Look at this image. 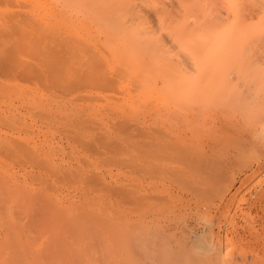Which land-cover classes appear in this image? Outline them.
<instances>
[{
    "label": "rangeland",
    "instance_id": "obj_1",
    "mask_svg": "<svg viewBox=\"0 0 264 264\" xmlns=\"http://www.w3.org/2000/svg\"><path fill=\"white\" fill-rule=\"evenodd\" d=\"M6 1L4 2L7 4L3 2L4 5L0 2V6L3 5L0 7V34H3L0 36V185H3L0 190L3 191L6 189L4 187L14 184L12 189L16 187L20 189L18 191L26 192L29 197L30 194L34 197L40 195L43 201L39 197L38 199L43 202L42 204L44 201H47V204L53 202V205L49 206L50 209L55 207V210L63 211L68 219L65 217L66 219H62V222H69V224L73 222V226H80L77 227L82 231L79 235L78 230L76 229L77 233L75 231V226H71L72 228L67 232L60 233L62 240L65 238V241H68L64 249L70 246L71 250L69 247L68 250L72 254L73 250L76 252L75 256L71 253V256L67 255L70 256V264L79 263L76 258L80 257L84 261L82 263L79 260L81 264L85 262L88 264H264V154H262L264 153L262 152L264 151V144H262L264 139L260 138V142L257 140L261 144L254 143L252 150L242 154L243 158L240 155L237 160L230 161V167L228 164L225 166L226 170L224 168L225 172L223 171L222 174L224 180L221 179L217 187L202 189L203 184L199 182L200 177L209 170L212 157H216L215 153L222 151L221 153L231 154L227 138H229L228 134L233 131L226 129L225 122H242L243 117L246 116V120L249 119L250 123L251 120L255 122L264 119L262 116L264 113V55L262 54L264 53H261L264 51L262 48L264 40L254 37V40L241 41L242 43L237 41L239 45L234 42L243 49L236 44L233 45V42L230 43L232 49L229 48L228 43L226 46L223 45L224 43H218L217 46L222 44L223 48H220L225 52L228 50L227 54L214 52L216 55L213 53L211 55L215 56H213L214 59L216 56L220 57L219 59L222 57V64L225 63L223 67L227 66L224 68L225 71L221 70V61L218 58L215 63L209 64L214 60L206 57V66L213 64L211 68L206 67V70L210 68L206 81L204 79L194 80L196 73L193 74L194 70L191 72L189 65L196 62L195 60L202 55L195 57L196 59L189 57L186 59L187 55L184 53L190 56L191 47L202 45V43L194 42L188 36L183 38H186L187 42L190 39L192 44L191 42L190 44L184 43L183 38L180 37L182 41H179L178 36L173 34L172 40L169 39L172 36L168 39L172 42L174 39V43L178 42L179 45L176 46L179 47L174 49L172 46L175 44L166 43L168 40L164 42L163 40L167 37H163L160 31L166 29L163 35L171 33L170 28L167 27V25L171 26L169 22L159 23L152 20L146 25L144 19H139V25L138 19L137 21H125V19L121 21L120 19L123 24L132 22L131 25L128 24L129 27L134 25L137 29L125 28H129L132 33L136 29L135 37L140 35L138 37L140 38L143 35L145 38L141 37L143 39L140 41H146L152 35L153 39L150 37L151 40L146 41L147 44L139 42L138 45L136 43L134 45L131 41L138 42L135 40L138 38L134 37L135 33L132 34L121 28L123 24L119 27V18L118 21L117 18L115 20L119 29L129 32L130 36L133 35L135 39L127 38L129 42H126L123 37V40L120 34L122 31L118 30L117 26L115 28L120 32H115L116 29L111 31L116 24L112 25L111 17L110 19L108 16L102 18L104 15L89 8L82 9L83 11L75 10V8L69 10L62 4L56 3V0ZM22 1L25 7L29 6L24 8ZM14 4L16 6L13 7ZM38 9L41 10V16ZM25 10L29 13H25ZM84 11H87L88 15H83V18L81 14ZM20 15H24L25 20L29 15L27 20L29 19L30 23L27 22L29 24L27 27L25 22L21 21L24 19ZM57 15L63 16L60 18ZM91 15L90 20H92L90 21ZM78 16L81 18H77ZM153 21L156 26L150 25ZM13 22L16 25H13ZM96 22L99 23L96 25ZM99 24L105 26H102L105 28L102 29L103 33H101L102 27L98 26ZM157 25L159 28H156ZM149 26L155 27L156 30L159 29L157 32L154 30L157 34L160 31L159 37L152 29L145 32L147 27L150 29ZM174 28L172 27V30ZM107 29L111 32L109 30L107 32ZM141 30L147 35L140 33ZM19 31L23 36L26 34L28 37L25 35L21 38ZM23 32L26 33L23 34ZM104 32L110 34L105 35ZM8 33L9 35L14 33V35L9 36ZM112 35L115 36L111 37ZM126 36L128 37L129 34ZM62 37L67 39L64 40ZM158 38L176 51L169 52L168 49L171 48L160 44ZM56 39L66 45L69 40L71 43L73 41V46L71 50L63 44V48L68 51L64 56L66 59L61 61L55 57L56 60L61 61L55 65L52 59L55 55L47 57V54L59 50L57 55L63 56L60 51L62 44L59 46ZM79 39L80 42L77 44L81 45L82 41L85 45L87 42V56H89L88 51L94 49L95 51L90 55L101 56L99 52L101 51L103 57L97 55H94L96 56L94 58L92 56L93 59H89L90 56L82 57L86 55L84 53L86 50L83 51L86 46L79 48L78 45L77 47L75 41ZM30 40H33L32 43ZM154 40H158L157 46ZM34 41L37 42L36 45H33ZM117 41L123 42L124 48L121 49L122 44L120 43L119 46ZM149 41H153L155 48L160 47L167 52L164 53L160 49L158 53L156 52L158 58L155 52L151 53L155 49ZM124 42L134 48L136 45L137 47L145 45L148 49H143L145 53L142 51L141 56L139 52L145 46L142 48L139 46L141 49L137 53L140 57H137L134 48L131 49ZM71 43L68 48L71 47ZM244 43L248 44L244 45ZM55 44H58L57 48L54 47ZM90 44H94L91 46L92 49L89 48ZM105 44L109 45L110 49ZM100 45L102 48L104 46L103 50H100L102 49ZM125 45L131 50L127 49L128 47L125 48ZM162 45H165V48ZM259 45L262 47L260 48ZM81 47L84 49L81 50ZM179 49L183 51L185 49L184 52L182 50L180 52L186 55L185 60H190L189 65L182 61L184 60L183 54L179 52L180 59L183 58L181 60L179 55L177 56ZM239 49L248 52L250 56ZM260 49L262 50L259 51ZM133 50L135 55L131 54L134 53ZM80 51L83 52L80 53ZM115 51L117 53L119 51L120 56ZM127 51L129 54L126 53ZM146 51L151 53H149L151 60L150 57H146L148 56ZM258 52L261 53L260 56L257 55ZM33 53L34 56L37 55V59L30 58ZM109 53L112 61L107 55ZM159 53L167 57L171 55V58L176 55L175 57L179 59L176 62L182 61V63L179 62L180 66H178L177 63L167 60L165 56L160 58ZM240 54L241 56L245 54L244 57L248 56L246 63H244L245 60L242 61L244 57ZM74 55H79L80 58ZM125 55H129L127 57L129 59L126 58L129 60V67L134 62V68L127 67L128 61L125 65H121L120 61H125ZM69 56L72 57L68 58L67 62ZM121 57L124 58L123 61ZM142 57L148 59L149 62ZM42 58H45L44 63L38 60ZM104 58L105 61H103ZM139 58L140 60L137 61ZM230 58L232 61L226 62ZM47 59L52 61H48L50 68L46 66ZM86 59H89L90 66L87 65ZM94 59H99L102 65L103 62L107 63V67L103 65L106 68L98 69L97 67V72L94 69L91 71ZM160 59L176 64L180 67L181 73L176 71L178 68L174 69L175 72L167 67L171 70L167 69L162 71L164 74H160L159 69L158 71L156 68L152 70L155 65H146L153 60L156 64L158 63L157 65L165 66L164 60L159 61ZM142 60L146 64L140 62ZM25 61L28 62L25 63ZM95 61V64H98V61ZM216 62L219 63L218 67ZM2 63L9 65L5 66ZM19 63L20 66H18ZM142 63L145 65L143 66ZM166 63L168 66V62ZM99 64L97 66H100ZM3 65L6 68H3ZM23 65L28 67L24 72ZM52 65L59 69L55 70ZM157 65L155 67L159 68ZM183 66L184 68L187 66L190 72H186L189 71L188 68L182 69ZM219 70L222 72L220 73ZM214 72L218 73L217 77L214 76ZM25 73L28 74L24 75ZM186 73L193 77H189ZM182 75H185L184 78ZM210 75L212 76L209 77ZM21 76L27 77L22 78ZM96 78L97 80H94ZM185 80L186 82L189 80L190 83L181 86V82ZM203 80L206 86L201 85ZM193 84L198 85L194 88ZM218 90L217 95L209 96L213 94L212 91ZM261 99L262 102H259ZM250 123L243 122L244 126L247 124V128ZM150 143H152L151 146ZM233 162H236L235 166ZM241 163L242 166L245 163L243 167L239 165ZM231 165L232 169H230ZM191 190H195L191 195L184 193L191 192ZM40 192L46 197H41ZM13 194L15 193L12 191L9 195ZM19 195L20 192L13 196L25 202L24 197L26 196L22 194L19 197ZM34 197L35 200L36 197ZM31 213L30 215L33 214ZM25 219L29 218L23 217V220ZM47 225L52 227L50 224ZM28 226L25 225L27 230L24 232H29L33 237L36 236V238L29 237L33 238L32 240L36 239L35 244L49 240L47 236L42 237L41 234L31 232L32 227L30 226L29 229ZM66 254H69L68 251Z\"/></svg>",
    "mask_w": 264,
    "mask_h": 264
},
{
    "label": "bare ground",
    "instance_id": "obj_2",
    "mask_svg": "<svg viewBox=\"0 0 264 264\" xmlns=\"http://www.w3.org/2000/svg\"><path fill=\"white\" fill-rule=\"evenodd\" d=\"M4 1H6V0H3V1H1L0 0V2H2V4L4 5ZM16 1V0H15ZM35 2H37V0H34ZM48 1V0H47ZM4 2V3H3ZM7 3H8V1H6ZM27 2V1H26ZM7 3H5V4H7ZM19 3H20V1H19ZM21 3H23V1L21 2ZM56 3H60V4H62V6L64 7V8H67V9H69L70 10V8H75V10H82V9H86V8H89V9H91V10H94V11H96V12H99V13H101L102 14V18H105V16H108V18L110 19V17H111V20H113V23H112V21L110 22V23H112V25H114L117 21H118V18H119V22H118V24H119V27H121L122 26V24H123V22H121L122 20L124 21V19H125V21H130V20H135V21H137V19H138V21L137 22H139L140 20L139 19H144L143 21H145L144 22V24H146L147 25V23H150L152 20H155L156 22H159V23H168L169 22V25H171V26H168L167 24V27L168 28H170V32L171 33H169L168 31H166V32H168V34H169V36H167L168 34L166 33H164V35H163V32L166 30H160V31H162L161 33H162V36L163 37H167V39H165V38H163V39H165V40H163L164 42L166 41V40H168V41H166V43L168 42V44H170V42H171V45L173 44H175V46H172V47H174V49H176L175 47H177L176 45H179L178 44V42H176V43H174V39H173V42L172 41H170L169 39H171L172 40V38H173V34H175L176 36H178V38H179V41H182V40H184V43L186 42V43H189V42H191V44H192V41H194V42H200V43H202V45H200V44H198V45H193L192 47H191V51H190V56H188V54L187 53H184V54H186L187 55V58L185 57L186 55H184L183 54V52L185 51V49H184V51L182 50V49H179V51L177 50V52L179 53L181 50L183 51V52H180L181 53V55L183 54L184 55V60H182V61H185V62H187V64L189 65V63H190V60H185V58L186 59H189V58H191V59H194L195 57L197 58L199 55H202V56H200L199 58H198V60H195L196 62H192L193 64L191 65L192 66V68H191V66L189 65V68H190V70H191V72L193 71V74H195V77H194V80L195 79H198V80H201V79H207L206 77H207V73H209V69L212 67V65H208V67L210 66V68L208 69V70H206V60H207V58L206 57H209V58H211V59H213L214 61H212V62H208L209 64H211V63H215V60L218 58H220V57H217L216 56V58L214 59L213 58V56L214 55H216V54H214V52L215 53H217V52H222V53H226L227 54V52H228V50H226V52H225V50L224 49H222L223 47H222V44L221 45H219V46H217V44L218 43H224L223 45L224 46H226V43H228L229 44V48H233V47H231V45L233 44H238V42L237 41H240V43H242L243 41H245V40H249V39H253L254 40V37H256V38H258L259 40H264V0H56ZM17 4V3H16ZM52 4V3H51ZM0 5H1V3H0ZM2 5V6H3ZM2 6H0V7H2ZM14 6H16L15 4L13 5V7ZM18 6H19V4L17 5V8H18ZM21 6V5H20ZM29 5H27V7H28ZM46 6V5H45ZM23 7L24 8H27V7H25L24 6V3H23ZM31 7V6H30ZM29 7V8H30ZM53 7V6H52ZM32 9L34 8L33 6L31 7ZM30 8V9H31ZM15 9V8H14ZM21 9H23V8H21ZM34 9H36V8H34ZM42 10H44V9H42ZM56 10V9H55ZM58 10V9H57ZM68 10V11H69ZM33 11V10H32ZM38 11H39V9H38ZM41 11V10H40ZM40 11H39V15L41 16V14H40ZM47 11V10H46ZM83 11V10H82ZM5 12V11H4ZM8 12H10V11H8ZM16 12V11H15ZM25 13L26 12H28V11H24ZM35 12H36V10H35ZM70 12V11H69ZM17 13H18V11H17ZM16 13V14H17ZM29 13V12H28ZM32 13V12H31ZM24 14V13H23ZM46 14V13H45ZM81 14V13H80ZM88 15L87 14V11L85 12L84 11V13L83 14H81V17H83L84 18V16L83 15ZM91 13H89V15H90ZM19 15V14H18ZM17 15V16H18ZM13 16V15H12ZM15 14H14V18H15ZM21 16V15H20ZM23 16L24 15H22L21 16V18L22 19H24V21L23 20H21L22 22H25V25H26V27H27V25H29V24H27V22L28 23H30L28 20H27V17L29 18V15L28 16H26V20H25V18H23ZM38 16V15H37ZM53 16H56V15H53ZM58 16V15H57ZM63 16V15H62ZM62 16H58V17H62ZM69 16V15H68ZM71 16V15H70ZM69 16V17H70ZM2 17V16H1ZM6 17H8V16H6ZM80 16H78L77 18H79ZM80 17V18H81ZM86 17V16H85ZM89 17V16H88ZM88 17H87V19H88ZM92 17V15L89 17V20H90V18ZM8 18H10V16L8 17ZM12 18V17H11ZM39 18V17H38ZM53 18V17H52ZM66 18V17H65ZM93 18L94 19H96L94 16H93ZM107 18V17H106ZM113 18V19H112ZM116 18H117V21L115 22V20H116ZM56 19V18H55ZM120 19H121V21H120ZM19 20V19H18ZM19 20V21H20ZM72 20V19H71ZM92 20V19H91ZM90 20V21H91ZM106 20H108V19H106ZM1 21V20H0ZM11 21V20H10ZM9 21V22H10ZM13 21V20H12ZM77 21V20H76ZM89 21V22H90ZM94 21H96V20H94ZM97 21H98V19H97ZM17 22V21H16ZM21 22V23H22ZM31 22H32V20H31ZM81 22H82V20H81ZM93 22V21H92ZM141 22H142V20H141ZM2 23V22H1ZM8 23V22H7ZM14 23V22H13ZM12 23V24H13ZM85 23V22H84ZM83 23V24H84ZM99 23V22H98ZM97 22L95 23L96 25L98 24ZM101 24H102V21L100 22ZM132 23V22H131ZM131 23L130 22H128V24L129 25H131ZM3 24V23H2ZM12 24H11V26H12ZM91 24V23H90ZM101 24H99L98 26H100V27H102V26H104V25H102L101 26ZM117 23L114 25V27L111 29V31H115L114 29H118V30H121V28H123V29H126V31L128 30L129 31V28H132V29H134V28H136V27H134V25L132 26V27H129V25L127 24V22L126 23H124V24H126L127 26H125L124 24H123V26L119 29V27L117 26L118 25ZM139 25H140V22L138 23ZM174 24V25H173ZM13 25H16L15 23L13 24ZM24 25V24H23ZM150 25H154V21L152 22V24H150ZM160 25V24H159ZM10 26V25H9ZM18 26V25H17ZM58 26V25H57ZM109 26V25H108ZM111 26V25H110ZM109 26V27H110ZM115 26H117L116 28H115ZM154 26H156V25H154ZM158 26V25H157ZM174 26L176 27V28H174ZM25 27V28H26ZM94 28H95V25L93 26ZM105 27V26H104ZM109 27H106V28H109ZM125 27H129V28H125ZM150 27V26H149ZM161 28H162V25L160 26ZM172 27L174 28V30H176V32H174V30H172ZM18 28H20V27H18ZM28 28H30V27H28ZM96 28H99V27H96ZM155 27H150V29H148V27H147V31H145V32H149L151 29L153 30V32H154V30H156V29H154ZM156 28H159V26L158 27H156ZM57 29H59V28H57ZM102 29L104 30L105 28H101V31H102ZM116 29V31L115 32H120V31H118ZM137 29V28H136ZM136 29L135 30H133V31H135V32H133V33H135L134 34V37H135V35L137 34L136 33ZM141 29H142V27H141ZM20 30H22V29H20ZM32 30V29H31ZM99 31H100V29H98ZM109 29H107V32H109L108 31ZM139 30V29H138ZM137 30V31H138ZM144 30V29H143ZM143 30H141V32L140 33H145V32H142ZM149 30V31H148ZM159 29H157L155 32H157ZM60 31V30H59ZM98 31V32H99ZM110 31V32H111ZM122 31V30H121ZM126 31H124V32H126ZM160 31L158 32V34L160 33ZM17 31H15L14 33H15V35H17V33H16ZM32 32V31H31ZM93 32V31H92ZM107 32H104V34L105 35H108V34H110V33H107ZM123 32V31H122ZM120 33L121 34V37L123 38H125L126 39V42L128 41L129 42V40H127V38H130L131 39V37L133 36H130L131 34L130 33H132V32H126V34H129V36L127 37L126 36V34L125 35H123L124 34V32L123 33ZM154 32V33H155ZM14 33H13V35H14ZM19 33H20V31H19ZM24 33H26V32H23V34ZM28 33V32H27ZM101 33H103V31L101 32ZM100 33V34H101ZM113 34H114V32H112ZM132 33V34H133ZM139 33V34H140ZM154 33H152V34H154ZM21 34V38H23L26 34H24V36L22 35V32L20 33ZM19 34V35H20ZM31 34V33H30ZM29 34V35H30ZM54 34H56V33H54ZM58 34V33H57ZM65 34V33H64ZM94 34V33H93ZM103 34V35H104ZM146 34V33H145ZM157 33H155V35H158ZM1 35H3V34H0V36ZM8 35H9V33H8ZM10 35H12V34H10ZM9 35V36H10ZM12 35V36H13ZM18 35V36H19ZM102 35V36H103ZM119 35V34H118ZM147 35V34H146ZM148 35H149V33H148ZM161 35V34H160ZM27 36V35H26ZM59 36V35H58ZM63 36V35H62ZM110 36V35H109ZM113 36H115V35H112L111 37H113ZM126 36V37H125ZM140 36V35H139ZM139 36H137V37H135V38H138ZM170 36H172L171 38H169ZM186 36H188V37H190L191 39H192V41H190V39H189V42H187L186 41V38L184 39L183 37H186ZM28 37V36H27ZM67 37V36H66ZM97 37V36H96ZM107 37V36H106ZM111 37H110V39H111ZM141 37H144L143 35L141 36ZM141 37L140 38H138V40L137 39H135V38H133V39H135L136 41H138V42H132L131 40V43H139V42H142V44H143V42L144 43H146L147 44V42L146 41H148V40H151L150 39V37L152 38V35L150 36V37H148L149 39H146V41H140V40H142L141 39ZM157 37V36H156ZM158 37H159V35H158ZM180 37H181V39H180ZM68 38V37H67ZM66 38V39H67ZM95 38V37H94ZM109 38V37H108ZM117 38V37H116ZM124 38H123V40H124ZM145 38V37H144ZM147 38V37H146ZM154 38H155V36H154ZM161 38V37H160ZM169 38V39H168ZM175 38V37H174ZM29 39V38H28ZM51 39V38H50ZM50 39H49V41H50ZM62 39H64L63 37H62ZM66 39H64V40H66ZM70 39V38H69ZM85 39V38H84ZM118 39V38H117ZM153 39V38H152ZM157 39V38H156ZM155 39V40H156ZM159 39V38H158ZM176 39V38H175ZM188 39V38H187ZM52 40V39H51ZM57 40V42H59V46H60V44H62L61 42H60V40L59 39H56ZM59 40V41H58ZM71 40V39H70ZM70 40H69V43H68V45H66V43H63L64 44V46H67V49H71L72 48V46H73V41H72V43L70 42ZM87 40H89V39H87ZM97 40V39H96ZM154 40V41H155ZM160 40V39H159ZM258 40V41H259ZM31 41V40H30ZM33 41V40H32ZM32 41H31V43H32ZM36 41V40H35ZM35 41H34V43H35ZM38 41V40H37ZM48 41V42H49ZM62 41V40H61ZM68 41V40H67ZM105 41H107V40H105ZM111 41H112V39H111ZM163 41H159L160 42V44L162 43V44H165L166 45V43H163ZM242 41V42H241ZM250 41V40H249ZM257 41V40H256ZM76 42V44H77V42L79 43L80 42V39L79 40H76L75 41ZM91 42V41H90ZM97 42H98V40H97ZM108 42V41H107ZM117 42H119L118 44H119V46H120V43L122 44L121 46L122 47H120L121 49L122 48H124V46H123V42H120V41H117ZM116 42V43H117ZM126 42H124L125 44H126ZM149 42H153V41H149ZM158 42V40L157 41H155L154 43L156 44ZM158 42V43H159ZM233 42V43H232ZM234 42H236V43H234ZM246 42V41H245ZM33 43V45H36L37 44V42L34 44ZM54 43H56L55 42V40H54ZM70 43L72 44L71 45V47H69L68 48V46L70 45ZM87 43V42H86ZM86 43H85V45H84V43L81 41V45L80 44H77V47H78V45H79V48H80V46H86V48L84 49V47L81 49V50H83V51H85L86 49H87V45H86ZM89 43V42H88ZM93 43V42H92ZM104 43V42H103ZM150 43V44H151ZM230 43H232V44H230ZM63 44L61 45V47H62V50H60L62 53H63V56L61 55V56H59V55H57V54H59L58 53V51H55V53H53V52H50L51 54H47V57H48V55H49V57H51L52 55H55V56H52L53 58V63L56 65L57 64V62L58 63H60L61 61H65L64 59H66V57H64L65 56V54L66 53H68V51L67 50H65L63 47ZM108 44V43H107ZM107 44H105L106 45V47H108L109 45H107ZM130 44V43H129ZM132 44V45H133ZM155 44H153L152 43V46L153 45H155ZM159 44V45H160ZM190 44V43H189ZM188 44V45H189ZM197 44V43H196ZM236 44V45H237ZM245 44H248V43H244V45ZM255 44H257V43H255ZM262 44H264V41H262ZM58 45V44H57ZM56 44H55V48H57L56 46H57ZM92 45H94V44H92ZM91 44H90V47L89 48H91V46H92ZM97 45H98V43H97ZM114 45V44H113ZM112 45V46H113ZM126 45H128V43L126 44ZM125 45V46H126ZM135 45V44H134ZM138 45V44H137ZM137 45H136V48H134V46L132 47L131 45H128V46H130L131 47V49L132 48H134V50L136 51V53L137 52H139L138 50H140L142 47H144V46H142V45H139V46H141V48H139V46L137 47ZM164 45V46H165ZM182 45V44H181ZM180 45V46H181ZM239 45V44H238ZM237 45V46H238ZM250 45V44H249ZM261 45V44H260ZM260 45H259V47H260ZM76 46V45H75ZM89 46V45H88ZM118 46V47H119ZM128 46H126L125 48H127ZM148 46V45H147ZM151 46V45H150ZM151 46V48L153 49V47H154V49L155 50H157V48H159L158 49V51H151V53L152 54H154V52H155V56H157L158 54V52H159V50L160 49H162L161 51H163L164 49L163 48H160V47H156L155 48V46H157V44L155 45V46H153L152 47ZM163 46V45H162ZM161 46V47H162ZM163 46V47H164ZM191 46V45H190ZM213 46H215V47H213ZM100 47H101V45H100ZM115 47H117V45H115ZM117 47V48H118ZM130 47H128L127 49H129V50H131L130 49ZM166 47H168V48H171V46H167L166 45ZM179 47V46H178ZM177 47V48H178ZM220 47H222V48H220ZM239 47V46H238ZM254 47H255V45H254ZM262 47V46H261ZM260 47V48H261ZM88 48V49H89ZM95 48H97L96 46H95ZM102 48V47H101ZM103 48H104V46H103ZM103 48L102 49H100V50H103ZM109 48V47H108ZM138 48V49H137ZM145 48H146V50L148 49L146 46L144 47V48H142L141 50H140V54H141V52L143 51L144 52V50H145ZM165 48V47H164ZM227 49H229L228 47H226ZM225 48V49H226ZM239 48H242V47H239ZM262 48H264V47H262ZM32 49L33 48H31V52H33L32 51ZM64 49V50H63ZM73 49H74V47H73ZM92 49V48H91ZM91 49H89V50H91ZM110 49V48H109ZM113 49H114V46H113ZM112 49V52L115 50H113ZM137 49V50H136ZM144 49V50H143ZM167 49V48H166ZM243 49V48H242ZM242 49H239L240 51L242 50ZM247 49V48H246ZM245 48H244V50H246ZM36 50V49H35ZM53 50V49H52ZM55 50H57V49H55ZM72 50V49H71ZM71 50H70V52H71ZM75 50H76V48H75ZM117 50V49H116ZM128 50V51H129ZM133 50V51H134ZM168 50H170L169 52H172L171 50H173L172 48L171 49H168ZM244 50H242V51H244ZM250 50V49H249ZM262 49H260L259 51H261ZM54 51V50H53ZM66 51V52H65ZM77 51V50H76ZM83 51H80V53L81 52H83ZM95 50L93 49V51H88V55L91 57V58H89V59H93L94 57H96V56H94V55H97L98 56V54H94V55H90L92 52H94ZM119 51H121V50H119ZM119 51H118V53H117V51H115L118 55L120 54L119 53ZM128 51L126 52L127 54H129L128 53ZM132 51V52H133ZM135 51H134V53H131L132 55H135L136 53H135ZM173 51H176V50H173ZM187 51V50H186ZM233 51V53H234V49L232 50ZM232 51H231V53H232ZM239 51V52H240ZM246 51H248V50H246ZM246 51H244L243 53H245ZM251 52H252V50H250ZM30 52V53H31ZM36 52V51H35ZM34 52V53H35ZM47 52V51H46ZM46 52H45V54H46ZM60 52V53H61ZM72 52H74V51H72ZM78 52V51H77ZM97 52V51H96ZM100 52V55L101 56H98V57H103L102 56V54H101V51H99ZM110 52V51H109ZM121 52H123V50L121 51ZM142 52V53H143ZM147 52V51H146ZM157 52V53H156ZM164 52V51H163ZM167 52V51H166ZM166 52H164V53H166ZM168 52V54H170ZM230 52V51H229ZM34 53H33V57L31 56H28V57H30V58H34V59H37L36 58V56L37 55H35L34 56ZM53 53V54H52ZM85 54L87 53V50L84 52ZM98 53V52H97ZM104 53H107V52H104ZM114 53V52H113ZM145 53V52H144ZM149 53L150 52H147V54H148V56H146L145 54V56L146 57H150V55H149ZM150 53V54H151ZM173 53V52H172ZM171 53V54H172ZM177 53V56L179 55V59H180V53L178 54ZM214 54L213 56L211 55V54ZM237 53V52H236ZM235 53V55L237 56V54ZM241 53V52H240ZM243 53H241V54H243ZM261 53H264V51H261ZM260 53V54H261ZM75 54H78V53H75ZM83 54V53H82ZM115 54V53H114ZM126 54V55H127ZM140 54L138 55V53H137V57H140ZM230 54V53H229ZM239 54V53H238ZM241 54H240V56H241ZM245 54H248V52H246ZM244 54V55H245ZM251 54V53H250ZM252 54H254V53H252ZM251 54V55H252ZM260 54H259V52L257 53V55H259L260 56ZM81 55V54H80ZM110 58H109V60L111 59V56H110V53L109 54H107ZM111 55H112V53H111ZM125 55V61H123L124 60V58L122 59V57H121V59H122V61L123 62H121L120 60V63H122L121 65L123 66V64L125 65L126 64V62H127V67H129V65H128V63H129V60H126V58L129 56H126ZM218 55V54H217ZM244 55H242L241 57H244ZM249 55V54H248ZM262 55H264V54H262ZM79 57L80 58V56L79 55H74V57ZM82 56V55H81ZM89 56H87V54L85 55V56H82V57H89ZM92 56H93V58H92ZM120 56V55H119ZM118 56V57H119ZM124 56V55H123ZM141 56H142V54H141ZM159 56H160V58H161V56H162V58H164V56H165V58L167 57L166 55H160V53H159ZM171 55H168V57H167V60H170V61H173V63H177V65L178 66H180V64H178L179 62L180 63H182V61H178V62H176V60H179V59H177L175 56H174V54H173V58H171L170 57ZM211 56V57H210ZM219 56H222L221 54H219ZM229 57H232L233 56V54H232V56H230V55H228ZM228 56H226V57H228ZM250 56V55H249ZM255 56V55H254ZM55 57H57V59H59V60H61V61H59V60H56V58ZM62 57V58H61ZM72 56H69V57H67V62H68V58L70 59ZM81 57V58H82ZM105 57V56H104ZM131 57V56H130ZM133 57V56H132ZM158 57V56H157ZM156 57V58H157ZM170 57V58H169ZM181 57H183V56H181ZM189 57V58H188ZM215 57V56H214ZM228 57V58H229ZM235 57V56H234ZM233 57V58H234ZM247 55H246V57H244V59L242 60V58H241V60L244 62V60H245V62L244 63H246V61H247ZM258 57V56H257ZM29 58V59H30ZM54 58H55V61H54ZM135 57H133V59H134ZM143 58V57H142ZM159 58V57H158ZM195 58V59H196ZM223 58H225L224 56H223ZM236 58H238V57H236ZM246 58V59H245ZM6 59V58H5ZM43 59H45V58H42V59H38V60H41L42 62L44 61ZM83 59V58H82ZM89 59L87 60L86 59V61H87V65L89 64ZM102 59V58H101ZM113 59H114V56H113ZM127 59H129V58H127ZM136 59V58H135ZM143 59H145V61L147 62H149V60L148 59H146V58H143ZM150 60H151V57L149 58ZM174 59V60H173ZM181 59H183V58H181ZM180 59V60H181ZM199 59H200V61H199ZM231 59V60H230ZM230 59H225L226 60V62L228 61H232V58H230ZM249 59H250V57H249ZM7 61H9L8 59H6ZM95 60H97L98 62V64L100 63L99 61V59H94V60H92L93 62H92V65H91V71H93V69L97 72V70L98 69H104V68H106L107 66H106V64H104L105 62H103V65L104 66H106V67H104L101 63L99 64L100 66H97L98 64H95ZM108 60V61H109ZM116 60H118L117 58H116ZM131 60H132V58H131ZM140 60V58L137 60V61H139ZM155 60V59H154ZM162 60H164V63L166 64L164 67H165V70H164V67L163 66H161L160 64L159 65H157L156 64V62L155 61H153L154 63H152V61H150V63L149 64H146V62L145 61H140V62H145V64L146 65H148V66H152V65H157L159 68H157V67H152V70H154L153 68H156L157 69V71H158V69L160 70V74H162L164 71H166L168 68L167 67H170V68H172V71H175L174 69H177L178 68V70H176V71H178V73L180 72L179 71V69H180V67H178V66H176V64H173L172 62H170V61H167L166 60V62H168V66H167V63L165 62V59H162ZM161 59L159 60V61H162ZM209 60V59H208ZM220 61L222 60V57H221V59H219ZM235 60V59H234ZM238 60V59H237ZM236 60V61H237ZM240 60V59H239ZM7 61H5V62H7ZM46 61V60H45ZM48 61H51L50 59H47V67H48ZM103 61H105V58L103 59ZM111 61H112V59H111ZM111 61H109V62H111ZM156 61H157V59H156ZM192 61H194V60H192ZM223 61V60H222ZM222 61H221V65L220 66H222V69L221 70H224V68L225 67H227L226 65H225V67H223V65L225 64L224 62H223V64H222ZM241 61V62H242ZM3 62H4V60H3ZM24 61L22 60V64H24L23 63ZM28 61H25V63H27ZM52 62V61H51ZM50 62V63H51ZM102 62V61H101ZM107 62V61H106ZM114 62V61H113ZM132 62H133V60H132ZM132 62H131V65H132ZM218 62V61H217ZM216 62V64H217V67H218V65H219V63H217ZM240 62V63H241ZM248 62H249V60H248ZM41 63V62H40ZM44 63V62H43ZM49 63V64H50ZM90 63H91V61H90ZM138 63V62H137ZM137 63H136V66H137ZM142 63V64H143ZM152 63V64H151ZM163 63V64H164ZM171 63V64H170ZM230 63V62H229ZM233 63V62H232ZM2 64H4V63H2ZM8 64V63H7ZM6 63L4 64L5 66L7 65ZM21 64V65H22ZM118 64V63H117ZM140 64V63H139ZM145 64H143V66L145 65ZM162 64V63H161ZM183 64H185L184 62H183ZM182 64V65H183ZM215 64V65H216ZM248 64V63H247ZM1 65V64H0ZM3 65V68L5 67ZM9 65V64H8ZM94 65V66H93ZM111 65H113V64H111ZM110 65V66H111ZM130 65V66H131ZM133 65H134V62H133ZM133 65L131 66V67H129V69H131L132 67H133ZM171 65V66H170ZM181 65V66H182ZM186 65V64H185ZM184 65V66H185ZM18 66H20V63L18 64ZM26 66L27 65H25V67H24V65H23V72H24V70L25 69H27L26 68ZM57 66H59V64L57 65ZM88 66H90V64L88 65ZM87 66V68H90V67H88ZM96 66V67H95ZM140 66V65H139ZM160 66L162 67L161 69H160ZM173 66H176V67H173ZM184 66H183V68L182 69H184V70H186V68H188L187 66L184 68ZM229 66V65H228ZM231 66V65H230ZM22 67V66H21ZM54 67V69L55 70H58L57 69V67L55 68V66L54 65H52V68ZM97 67H99L98 69H97ZM113 67V66H112ZM117 67V66H116ZM126 67V66H125ZM141 67V66H140ZM207 67V68H208ZM216 67V68H217ZM6 68V67H5ZM19 68V67H18ZM48 68H50V65H49V67ZM134 68V67H133ZM149 68H151V67H149ZM189 68L187 69V70H189ZM86 69V68H85ZM112 69V68H111ZM114 69H115V67H114ZM117 69V68H116ZM128 69V68H127ZM137 69V68H136ZM181 69V71H183ZM218 69V68H217ZM227 69H229V68H227ZM226 69V70H227ZM21 70V69H20ZM113 70V69H112ZM168 70H171V69H168ZM190 70L189 71H186L187 73L188 72H190ZM19 71V70H18ZM32 71V70H31ZM134 71V70H133ZM140 70H138V72H139ZM163 71V72H162ZM175 71V72H176ZM196 71V72H195ZM212 71V70H211ZM218 71V70H217ZM225 71V70H224ZM22 74H23V72L22 71H20ZM30 72V71H29ZM156 72V71H155ZM171 72V71H170ZM169 72V73H170ZM183 72H185V71H183ZM182 72V74H184ZM213 72V71H212ZM219 72L221 73L222 71H220L219 70ZM31 73V72H30ZM136 73V72H135ZM181 73V72H180ZM186 73V74H187ZM22 74H20L19 73V75H22ZM28 73H25L24 75H27ZM137 74V73H136ZM140 74V73H139ZM157 74V73H156ZM164 74V73H163ZM211 74V73H210ZM213 74V73H212ZM216 74H218L217 72H216ZM215 74V72H214V76H216L217 77V75ZM187 75H189V74H187ZM29 76V75H28ZM132 76V75H131ZM139 76V75H138ZM183 76V75H182ZM185 76V75H184ZM184 76L182 77V78H184ZM212 75H210L209 77H211ZM22 77V76H21ZM25 77H27V76H25ZM24 76L22 77V78H25ZM189 77H193V75H189ZM208 77V78H209ZM216 77H214V78H216ZM181 78V77H180ZM186 78V77H185ZM188 79V78H187ZM190 79V78H189ZM193 78H191L190 80H192ZM235 79V78H234ZM243 80H244V78H242ZM94 80H97V78L96 79H94ZM108 80V79H107ZM183 80V79H182ZM193 80V81H194ZM204 80H203V82H201V85L202 86H206V84L204 85ZM111 81V80H110ZM109 80H108V82H110ZM202 81V80H201ZM206 81V80H205ZM208 81V80H207ZM183 82V83H182ZM181 82V86H182V84H184V85H188L189 83H190V81L188 80V82H186V80H185V82L184 81H182ZM196 82H197V80H196ZM110 83H112V81L110 82ZM178 83L180 84V82L178 81ZM192 83H194V82H192ZM206 83V82H205ZM207 83H209V82H207ZM211 83V82H210ZM212 83H213V81H212ZM198 84H200V83H198ZM197 84V85H198ZM191 85V84H190ZM189 85V86H190ZM194 85V84H193ZM196 84L193 86L194 88H195V86H197ZM201 85H199L200 87H201ZM192 86V85H191ZM192 87V88H193ZM193 88V89H194ZM213 92V94H210L209 96H215V95H217V93H219V90L218 91H212ZM215 98V97H214ZM234 99V98H233ZM231 101H233V100H231ZM230 101V102H231ZM259 102H262V99L261 100H259ZM227 104H228V102H227ZM259 105V104H258ZM250 106V105H249ZM262 116H264V113H262ZM241 117H243V116H241ZM244 118V121H242V119ZM242 119H241V121L242 122H239V121H233V122H225L224 124H225V127H226V129H228V130H230V131H233L231 134H228V137L229 138H227V140H228V142L230 143V147H231V149H230V152L229 153H231V154H227V153H221L222 151H220V153L219 152H217V153H215V155L214 156H216V157H212V162H210V167H209V170L206 172V174L205 175H202L201 177H200V179H199V182H200V184H203V186H202V189H204V187H206V189H211V188H215V187H217V185H218V183H219V181L221 180V179H223L222 178V174L225 172L224 171V168H225V166L228 164L229 165V167H230V161H235V160H237V157L239 158V156L241 155V157L243 158V156L244 155H242V154H245L247 151L249 152V150H252V148H253V145H254V143H257V144H261V143H259L260 142V138L261 139H264V119H260V120H257V121H252L251 120V123L249 122V119H247L246 120V118H247V116L246 117H243ZM246 120V121H245ZM243 122L245 123V122H248V123H250V124H248V128H247V124H245V126H244V124H243ZM149 130V129H148ZM151 132V131H150ZM152 135V134H151ZM150 136V135H149ZM152 137H153V135H152ZM150 138V137H149ZM259 142H258V141ZM151 142V141H150ZM262 142V141H261ZM151 144L152 143H150V146H151ZM257 144H255V146H257ZM262 144H264V143H262ZM150 146H149V148H150ZM158 145H156V147H157ZM165 146V145H164ZM166 146H167V144H166ZM262 146V145H261ZM146 147H148L147 145H146ZM159 147V146H158ZM162 146H160V148H161ZM167 147H169V146H167ZM196 148V147H195ZM259 148H261V147H259ZM155 149H157V148H155ZM159 149V148H158ZM162 149V148H161ZM226 149H227V147H226ZM163 150V149H162ZM165 150V149H164ZM187 150H189V148L187 149ZM223 150V149H222ZM232 150V151H231ZM167 151V150H166ZM191 150H189V152H190ZM195 151V150H194ZM199 151V150H198ZM224 151V150H223ZM227 151V150H226ZM262 152H264V151H262ZM197 153V152H196ZM253 153H255V152H253ZM190 154H192V152L190 153ZM190 154L188 153V155H189V157H190ZM248 154V153H247ZM246 154V155H247ZM262 154H264V153H262ZM212 155V156H213ZM249 155V154H248ZM251 156H253V155H251ZM255 156V155H254ZM235 159V160H234ZM239 160H241V159H239ZM255 160V159H254ZM256 160H258V159H256ZM244 161V160H243ZM243 161H242V163H243ZM245 161H247V160H245ZM248 162H249V160H248ZM230 163V164H229ZM234 163V162H233ZM242 163L241 164H239L240 166H242ZM235 164H236V162L234 163V166H235ZM245 164V163H244ZM244 164H243V166H244ZM233 165V164H232ZM232 165H231V168L230 169H232ZM238 166V165H237ZM242 166V167H243ZM238 168V167H237ZM225 170H226V168H225ZM224 171V172H223ZM227 174V173H226ZM228 175V174H227ZM232 175V174H231ZM225 176V175H224ZM229 177V176H228ZM227 179V178H226ZM229 179V178H228ZM224 180V179H223ZM229 181H230V179H229ZM229 181H227V182H229ZM1 184H3V183H1ZM10 184V183H9ZM4 185H5V183H4ZM6 185H7V183H6ZM12 186H8V187H4V188H6V189H4L3 191H1L0 190V264H70V246H68L69 247V249L70 250H68V247L66 248V249H64V247L66 246L65 244L68 242L67 240L65 241V238L62 240V234H60V233H62V232H67V230H69V229H71L72 227L71 226H73L72 224H74L73 222L72 223H70L69 224V222L67 223V222H62V219H66L67 217L65 216V214L63 213V211L62 210H55V207H52L51 209L49 208V206L50 205H53V202H51L52 204H47V201L45 202L44 201V204H42L43 202H41V201H43V199L42 198H40V195L39 194H36V195H39V196H35L34 197V195L32 196L31 194H30V197H29V195L27 196V193L25 192H21V191H18V190H20V189H17L16 187L15 188H13L12 189V187H14L15 185L14 184H11ZM14 185V186H13ZM1 187H3V185L1 186L0 185V189H2ZM10 189H12V190H10ZM6 190V191H5ZM4 191H5V193H4ZM9 191H11V193H9ZM12 191L15 193V194H13V195H16V194H18L19 192H20V195H19V197L23 194V195H25L26 197H24V199L26 198V199H29V200H26L25 199V202H22V200L20 201L19 199H17V196L15 197V196H13V195H9V194H12ZM194 191L195 190H191V192L190 191H186V192H184L185 194H189V195H191V194H193L194 193ZM17 192V193H16ZM188 192V193H187ZM22 193V194H21ZM34 194V193H33ZM40 194H41V192H40ZM10 196H12V198L10 197ZM31 196H32V199H33V197L35 198V200L33 199V201H31L32 199H31ZM48 196V195H47ZM18 197V198H19ZM28 197V198H27ZM38 197H39V199L41 200H39L38 199ZM41 197H46L45 196V194H44V196H43V194H41ZM37 200V201H36ZM26 201H28L27 203H28V205L26 204ZM30 201V202H29ZM35 201V203H33ZM41 203H40V202ZM36 202H37V204H36ZM31 203V204H30ZM48 208V209H47ZM35 209H36V213H35ZM32 210L34 211V212H32ZM47 210H49V211H47ZM55 210V211H54ZM47 211V212H46ZM62 211V212H61ZM33 214H32V213ZM30 213L32 214V215H30ZM35 213V214H34ZM63 215H62V214ZM32 217V219H31V217ZM64 216V217H63ZM23 217H28L29 219H25V220H23ZM63 217V218H62ZM66 217V218H65ZM217 218H219V217H217ZM68 219V218H67ZM47 224H50L52 227H50V226H48ZM78 224V223H77ZM76 224V225H77ZM25 225L26 226H28L29 227V229H30V226L32 227V229H30L31 230V232H33V233H35V234H41V236L42 237H45V236H47V238H49V240H45V241H40L38 244H35L36 242V239L35 240H32L34 237L36 238V236L34 235V237L33 236H31V234H29V232H24L25 230H27V228L25 227ZM69 225H70V228H69ZM79 225V224H78ZM75 226V225H74ZM73 226V227H74ZM77 227L79 228L80 226H75V231H76V233H77V230H78V235H79V232H80V234H81V232L82 231H80L79 229H77ZM83 228V227H82ZM77 229V230H76ZM85 229H87V228H85ZM20 230H22V231H20ZM33 230V231H32ZM74 230V229H73ZM82 230V229H81ZM72 231V230H71ZM74 232V231H73ZM72 232V233H73ZM27 234V235H26ZM23 235H25V237H22ZM29 235V236H28ZM59 235V236H58ZM33 237V238H29V237ZM38 236V235H37ZM57 236V237H56ZM61 237V238H60ZM54 240V241H53ZM35 242V243H34ZM69 244V243H68ZM72 248V247H71ZM72 249H74V248H72ZM78 250V249H77ZM82 250V249H81ZM68 251V253L69 254H66V252ZM79 251V250H78ZM72 252H74L72 255H74L76 252L73 250ZM85 252V251H84ZM67 255H70V256H67ZM75 256V255H74ZM79 256V252L77 253V257ZM80 256H81V252H80ZM98 257V256H97ZM74 259H75V257H74ZM77 260H78V262L81 264V262L80 261H82V258L80 257L79 259L78 258H76ZM75 259V260H76ZM76 260V261H77ZM80 260V261H79ZM104 260V259H103ZM102 260V261H103ZM93 262V261H92ZM95 262V261H94ZM109 261H107V263H108ZM79 263H77V262H75V264H79ZM82 263H84V261H82ZM112 263V262H111ZM85 264H88V263H86L85 262ZM89 264H91V263H89ZM106 264V263H105ZM108 264H110V263H108Z\"/></svg>",
    "mask_w": 264,
    "mask_h": 264
}]
</instances>
